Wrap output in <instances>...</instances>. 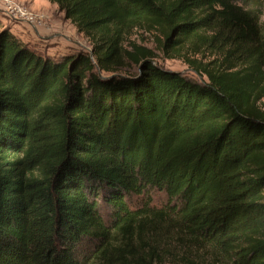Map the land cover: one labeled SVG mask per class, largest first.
<instances>
[{
	"label": "trees",
	"instance_id": "obj_1",
	"mask_svg": "<svg viewBox=\"0 0 264 264\" xmlns=\"http://www.w3.org/2000/svg\"><path fill=\"white\" fill-rule=\"evenodd\" d=\"M49 1L92 55L0 20V264H264V0Z\"/></svg>",
	"mask_w": 264,
	"mask_h": 264
},
{
	"label": "rangeland",
	"instance_id": "obj_2",
	"mask_svg": "<svg viewBox=\"0 0 264 264\" xmlns=\"http://www.w3.org/2000/svg\"><path fill=\"white\" fill-rule=\"evenodd\" d=\"M0 20L14 36L41 55L90 49L87 37L78 32L58 6L49 0H0ZM258 23L264 31V4ZM129 40L146 45L159 54L153 36L141 29L131 31ZM157 60L165 68L194 76L181 59L164 58L159 54ZM122 70L132 74L136 68L127 67Z\"/></svg>",
	"mask_w": 264,
	"mask_h": 264
},
{
	"label": "water",
	"instance_id": "obj_3",
	"mask_svg": "<svg viewBox=\"0 0 264 264\" xmlns=\"http://www.w3.org/2000/svg\"><path fill=\"white\" fill-rule=\"evenodd\" d=\"M88 51H89V54H90V56H91V55H92V50H91V49H89Z\"/></svg>",
	"mask_w": 264,
	"mask_h": 264
}]
</instances>
